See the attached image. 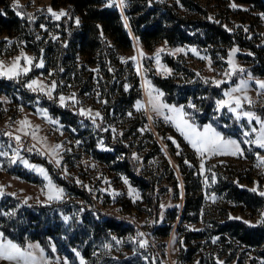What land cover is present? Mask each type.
Segmentation results:
<instances>
[{"label": "rangeland", "instance_id": "374dc122", "mask_svg": "<svg viewBox=\"0 0 264 264\" xmlns=\"http://www.w3.org/2000/svg\"><path fill=\"white\" fill-rule=\"evenodd\" d=\"M100 1L102 6L119 4V0ZM162 1L174 5L179 14L221 22L245 45L235 43L224 49L161 42L150 50L133 40L132 47L124 50L110 40L103 52L88 57L77 54L67 60L69 72L63 73L57 69V59L62 58L60 45L67 46L61 22L71 20L65 0H10L6 7H0V12L4 13V8L12 10L22 21L13 31L0 33V62L6 70L21 57L19 67L29 68L26 74L21 71L12 79L0 75V151L7 153L0 156V192L18 198L23 205L63 204L55 215L61 219L55 222L56 230L65 228L69 234H79L72 244L63 243L58 235L51 237V254L38 241H29L25 247L39 245L28 249L38 258L40 249L44 250L43 264H264L262 247L244 245L221 231L231 220L264 227V196L260 194L264 192V148L255 142L261 125L243 115L252 112L264 120V89L256 83L264 81V74L252 70L258 62L264 65V11L235 0H189V6L182 0ZM14 2L20 7H14ZM49 7L67 15L56 18L47 12ZM119 9L123 15V7ZM18 11L22 15H17ZM77 20L73 22L77 24ZM166 54L181 61L195 77L222 87L217 101L241 99V107L235 112L228 107L218 108L216 101L213 113L240 134V139L224 137L236 140L243 155L199 157L177 130L176 114L168 108L161 109L162 114L152 109L149 91L154 102L174 106L166 102L164 95H158L162 92L148 77L151 71L161 77L179 76L164 60ZM23 57L31 58V63ZM41 61L43 66L36 67ZM33 80L38 82L33 85L35 91L28 87ZM236 88L241 90L233 91ZM139 92L141 97L127 106L130 93ZM60 96L65 97L63 103ZM109 98L115 103L108 112ZM137 101L143 105L140 110ZM54 103L82 117L83 128H88V120L90 131L99 129L98 149L114 154L115 163L95 160L87 143L53 117ZM231 106L235 107L234 103ZM183 111L192 113L184 106ZM166 116L173 119L166 120ZM209 124L216 129L210 121L205 125ZM204 126L197 127L203 130ZM88 157L92 163L84 164L83 158ZM130 157L131 165L153 186V195L114 167ZM46 164L98 203L92 200L90 204L58 183ZM28 165L44 168L49 179ZM49 180L53 194L63 190L60 199H48ZM232 184L255 194V203L233 197ZM194 201H198L197 210ZM94 207L106 219L112 218L129 230L120 233L108 229L96 235L99 231L93 227Z\"/></svg>", "mask_w": 264, "mask_h": 264}, {"label": "trees", "instance_id": "16d2710c", "mask_svg": "<svg viewBox=\"0 0 264 264\" xmlns=\"http://www.w3.org/2000/svg\"><path fill=\"white\" fill-rule=\"evenodd\" d=\"M9 1L0 0V7H6ZM182 1L185 6L190 5L189 0ZM235 1L252 4L264 11V0ZM64 3L70 12L71 20L69 23L61 22L67 46L60 45L62 58L57 59L59 61L57 65L60 66L57 68L58 72L68 73L69 69L66 68V62L75 58L77 54L88 57L103 52L108 47L107 44L110 40L124 50L132 47L133 40L150 50L161 42L173 46L183 43L201 45L202 47L214 45L224 49L235 43L245 45V42H241L243 40L236 38L221 22L179 14L174 5L162 0H125L126 6L123 7L125 19L118 6H102L100 0H65ZM3 12H0V33L11 32L22 24L20 18L12 10L4 8ZM75 18H79V23L73 22ZM67 28L70 30L66 31ZM36 51V54L40 55V48ZM164 60L175 70L176 74L179 73V76L161 77L151 71L148 77L153 86L163 93L166 102L174 106L182 105L187 112H192L186 118L197 126L202 127L210 121L225 137L240 139V134L230 128L228 121L227 123L224 122L222 118H217L213 113L215 102L222 93V87L214 86L195 77L191 70L182 66L181 61L169 54L165 55ZM252 70L264 74V65L258 62ZM140 97V92L130 93L127 106L132 105ZM109 102L108 112L114 108L115 103L110 98ZM189 104L194 105V107H189ZM261 110L259 113L262 112ZM51 112L55 119L73 133L74 137L87 143V150L90 151L95 160L115 163L114 154L98 149L99 144H101L99 142L100 136L97 135L99 129L90 131L89 127H92L90 121L86 120L88 128H83L82 117L77 116L70 109L57 106L55 103ZM130 161L133 162L131 157L124 161H118L114 167L119 168L133 182H136L138 187L145 188L146 191L151 192L150 195H153V186L148 180L140 176L136 166H132ZM46 166L58 183L75 194L83 196L90 204H93L90 196L84 194L74 184L58 176L51 166L47 164ZM232 185L229 188L233 197L239 201L249 200L255 203L257 199L255 194L247 190H240L236 185ZM147 198L149 199V197ZM193 205H195L194 210H197L198 201H194ZM63 207V204L53 206L23 205L14 196L2 195L0 196V232L4 234V239L12 240L22 246H26L31 240L38 241L42 248L51 254V237L58 235L59 238L63 239V243L72 244L73 237L79 236L77 233H67L65 228L56 230L55 222L57 220L61 222V219L55 215ZM93 210V227L99 231L96 235L105 233L108 229L111 231L113 229L119 230L120 233L129 230L128 227L110 221L109 217L106 219L105 215L96 211L95 207ZM221 231L230 233L244 245L262 247V251H264V227H250L244 222L231 220L222 226ZM75 249L78 251L79 246ZM84 253L85 251H83Z\"/></svg>", "mask_w": 264, "mask_h": 264}, {"label": "snow or ice", "instance_id": "6c2138e0", "mask_svg": "<svg viewBox=\"0 0 264 264\" xmlns=\"http://www.w3.org/2000/svg\"><path fill=\"white\" fill-rule=\"evenodd\" d=\"M114 2V0H113ZM109 6H112V4H109ZM119 7H124L125 0H119V4L117 5ZM14 7H20L14 2ZM43 11V10H41ZM47 12H49L52 16L59 18L60 16L67 15V13L61 11L59 13L54 12L50 7L47 9ZM17 15H22L21 12H17ZM29 18H33L29 16ZM77 23L79 21L77 20ZM43 27V25L41 26ZM195 51V50H193ZM236 51V50H233ZM21 57H17L16 61L13 62V64L5 70V66L2 62H0V75H7L9 79L14 78L15 76H19L21 74V71H23L24 74H26L29 71V68H20L19 67V60ZM24 60H26L29 64L31 63V58L29 57H23ZM131 59L135 60V57H132ZM159 59V56L157 54V60ZM231 63V61H229ZM43 62L41 61L40 64H37L36 67H42ZM241 71H243L241 69ZM37 81L33 80L28 87L32 88L34 91L36 90L33 88V85H37ZM219 83V82H217ZM259 88L264 89V81H256ZM241 85L246 87L247 82L241 81ZM53 89L55 88V82L52 84ZM127 89V86H126ZM241 89L236 88L233 89V91H239ZM50 95V93H49ZM158 95H163L162 93H159ZM225 95H229V93H225ZM149 103L152 106V109L156 111L158 114H162L160 112L163 108H168L170 112H173L176 114L175 116V126L177 130L181 133V135L184 137V139L190 144V146L196 151L199 157H204L206 154L211 157L214 155H243V149H241L240 144L233 139L225 138L224 135L220 132H218L215 128L212 127V125H205L203 127V130H200L194 122H191L187 119H184L185 116L188 115V113H185L183 111V106L180 108H176L175 106H169L167 104L163 103H156L154 102L155 98L152 97L151 91H149ZM65 97L60 96V101L63 103ZM247 99V97H245ZM234 103L235 107H232L231 105ZM241 99L239 97H235L232 100H219L217 101L218 108L222 107H228V110L231 112H235L238 108L241 107ZM137 110H140L143 105L140 101H137ZM189 107H194V105L189 104ZM81 113L84 114V110H81ZM97 116H99V113H96ZM244 116L248 117V119L251 121L255 119L257 123L261 125V134L255 141L260 148H264V120H261L259 117L255 116L252 112H244ZM239 118V117H238ZM166 120H172L173 117L166 116ZM25 123V122H22ZM255 131V129H253ZM7 135L11 136V133H7ZM245 136L249 135V133L245 132ZM15 139L19 142L20 137L17 136ZM169 140H172L171 137H168ZM173 143L175 144L176 141L173 140ZM245 143H249V141H245ZM59 147V146H57ZM179 147V145H177ZM30 150V149H29ZM179 155V152L177 153ZM7 155L6 152L0 151V156ZM27 164V162H24ZM59 163V161H57ZM185 163H188L185 161ZM29 167L36 168V166L28 165ZM201 169H204V163L203 160H201ZM36 170L44 176V178L47 180L49 179L48 174L44 168H36ZM127 183V181H125ZM49 195L48 199H60V193H62V189L55 190V194H53V186L51 185V181L49 180ZM255 191V189H253ZM3 193L0 192V195ZM262 196H264V192L260 193ZM14 195V194H13ZM10 215V214H9ZM68 217H65V220H67ZM261 223H264V220L261 221ZM139 235H143L140 233ZM115 239V238H113ZM141 247H144V242L140 243ZM33 248H39V245H32L29 244L27 247L22 246L20 244L14 243L12 240L4 239V234L0 232V261L8 262V264H43V249H40V257L38 258L36 255L33 254L32 251H29L28 249ZM55 249L53 248V251ZM79 255V253H77ZM65 264H67V261H65ZM83 264V261L81 262Z\"/></svg>", "mask_w": 264, "mask_h": 264}, {"label": "built area", "instance_id": "2783aa9c", "mask_svg": "<svg viewBox=\"0 0 264 264\" xmlns=\"http://www.w3.org/2000/svg\"><path fill=\"white\" fill-rule=\"evenodd\" d=\"M155 93H156V92H155ZM83 160H84V164L92 163V158H91V157L83 158ZM92 200H94V201L97 202L96 199H93V198H92ZM97 203H98V202H97ZM113 220H114V219L110 218V221H113Z\"/></svg>", "mask_w": 264, "mask_h": 264}]
</instances>
